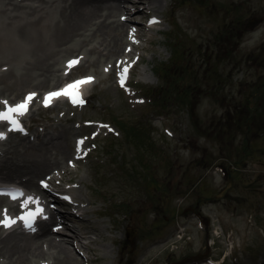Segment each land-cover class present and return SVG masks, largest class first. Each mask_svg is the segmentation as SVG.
Here are the masks:
<instances>
[{
	"label": "rangeland",
	"instance_id": "1",
	"mask_svg": "<svg viewBox=\"0 0 264 264\" xmlns=\"http://www.w3.org/2000/svg\"><path fill=\"white\" fill-rule=\"evenodd\" d=\"M73 1L0 0V100L38 93L27 118L35 136H11L2 144L0 179L34 189L52 172V182L69 192L73 204L66 209L79 215L69 217L72 232L84 235L85 246H77L85 256L77 260L66 245V264H208L194 259L205 253L220 264L264 262V0H143L132 6L143 10L121 21L114 54L105 49L110 37L97 35L94 25L35 54L10 40L24 24L45 25L50 35L70 16ZM108 1L100 4L112 5ZM120 13L127 15L119 11L113 19ZM131 26L133 42L126 38ZM54 50L49 71L62 79L41 85L47 72L40 69ZM136 55L123 90L112 64L127 56L133 63ZM75 57L79 65L68 69ZM82 75L94 78L83 90V104L39 108L42 92ZM100 121L109 125L99 127ZM65 141L68 153L61 155L58 146ZM41 156L49 166L34 175L29 168ZM68 159L74 163L70 173ZM228 173L226 194L197 204L199 196L226 187ZM40 245L41 256L25 264L48 256L55 262L57 248ZM0 264L11 262L0 257Z\"/></svg>",
	"mask_w": 264,
	"mask_h": 264
},
{
	"label": "bare ground",
	"instance_id": "2",
	"mask_svg": "<svg viewBox=\"0 0 264 264\" xmlns=\"http://www.w3.org/2000/svg\"><path fill=\"white\" fill-rule=\"evenodd\" d=\"M100 3L102 4L100 0H74L72 2L73 11L71 10L72 12H70V16L66 17L63 24H57L50 35H46L49 31V27L45 25L24 24L19 28L13 29L14 31L9 34V38L15 45L18 44L21 48L29 49L35 54L39 51L43 52L44 49L47 48L48 44H50V41H53L55 45L62 44L67 41L69 36L70 38H73L77 33H80L81 31L86 30L89 26L94 25L93 31L96 32L97 35L105 33L108 35H106L107 37H110V42H106L107 45L105 46V49H107L110 54H114V51L119 50L124 23H122L119 18L115 20L113 17L119 11H125V14H128V6L120 7L117 5L107 4H103L104 6H102ZM130 16L131 15H129V18ZM97 17H99V19L94 21ZM46 38L49 39L48 42ZM29 44L31 46L27 48ZM57 55L58 50H54L51 54L50 61L47 62V67L45 69H40L42 72L43 70L44 72H47V78L41 80V85H46L48 81L54 80L56 77V81L62 79L59 75L49 71L50 65L55 61ZM85 87L86 85H82L80 88L82 92ZM58 147L61 155H67V141L59 144ZM34 160L35 163L32 167H30L31 170L29 168V171L34 175L49 166V161L47 162L45 157L41 156L39 158H35ZM73 166L67 165V169L70 171H66V173L72 172V169H74L72 168ZM6 175H11V173L7 171ZM29 182L30 181L28 180L27 185H31V182ZM2 202L3 198H0V205ZM76 236L79 241H82L81 234L77 233ZM31 238L32 237L28 235H17L12 233L4 236L0 239V257L6 258L11 262V264H25L31 256H41L42 251L40 250V243L46 241L49 247L57 248V252L54 254L55 262L53 264H66V261L64 260L66 246L61 241H54L49 232L35 236V238H37L35 241V238Z\"/></svg>",
	"mask_w": 264,
	"mask_h": 264
},
{
	"label": "snow or ice",
	"instance_id": "3",
	"mask_svg": "<svg viewBox=\"0 0 264 264\" xmlns=\"http://www.w3.org/2000/svg\"><path fill=\"white\" fill-rule=\"evenodd\" d=\"M156 22L157 21H155L154 19L149 21L150 24L156 23ZM129 39H133L131 33L129 34ZM77 63H78L77 60H70L67 64L68 69L73 68ZM121 63L124 64L123 67H121ZM129 66L130 65H128L125 62L117 63V68H118L117 76H118L119 82L122 87L124 86V81H125V77H126ZM105 70L107 71L108 69H105ZM65 74L67 75V73ZM93 79L94 78L91 76L77 79V80H74L66 84L63 88L57 91L46 93L43 98L44 107L50 106L54 98H59L61 96L67 97L73 105L83 104L84 101L80 97L79 92H78L79 86L86 84V83H90ZM36 95L37 94L35 92L28 93L21 102L16 103V104H10L7 100H0V105H3V108L0 109V122H7V124L10 126L8 128V131H20V132L24 131L23 127L21 126V121L17 117H23L24 115L27 114L29 110L28 106L34 100ZM101 127H107V126L102 125ZM93 135L95 136L96 133H93ZM5 138H6L5 133L0 131V140H3ZM85 139L86 138H82L76 142V152L78 156L81 154V146L85 143ZM86 154L87 152L85 151L84 155ZM41 184L42 186L47 187V185L44 184L43 181L41 182ZM0 194H5V193L0 192ZM6 194H8L13 200L17 199L18 197L25 196V193L20 189H11ZM64 199L68 200L69 197L65 196ZM33 202H37V201L34 200V198L29 195L26 197V199L21 201L20 206L23 209L29 203H33ZM41 211L42 209L38 208L36 209L35 212L29 211L25 214L20 215L19 217L12 218L7 215V210L5 209L3 213L4 218L0 219V225L4 226L5 228H10L13 224L17 222V220H20L24 223V226L26 228L34 231L35 229L32 227V224L30 223V221L37 215V213Z\"/></svg>",
	"mask_w": 264,
	"mask_h": 264
},
{
	"label": "water",
	"instance_id": "4",
	"mask_svg": "<svg viewBox=\"0 0 264 264\" xmlns=\"http://www.w3.org/2000/svg\"><path fill=\"white\" fill-rule=\"evenodd\" d=\"M257 92H258V89L255 90L254 94H256ZM252 98H253V96H251V97L249 98V100L251 101ZM250 107H252V105H250ZM251 114H252V113H251ZM251 114L248 116V118L251 116ZM248 118H247V119H248ZM239 162H240V161H239ZM231 183H232V177H231V175H229V176H228V183H227L226 187H224L221 191H219L218 193H216V194L213 195V196H208V197H207V196H199L198 199H197V204H199V201H200V200H203V201H206V202L219 200L220 198H222V197L226 194L227 189L230 187ZM193 212H194L195 214L198 213V211H197L196 208L193 209ZM133 234H134V231H131L130 229L127 230V236H128L129 239L132 238Z\"/></svg>",
	"mask_w": 264,
	"mask_h": 264
},
{
	"label": "trees",
	"instance_id": "5",
	"mask_svg": "<svg viewBox=\"0 0 264 264\" xmlns=\"http://www.w3.org/2000/svg\"><path fill=\"white\" fill-rule=\"evenodd\" d=\"M249 55H251V54H249ZM249 55H247V56H249ZM252 58H254V56H253ZM232 59H233V56H230V60H232ZM263 76H264V75H263ZM127 123H128V122H124V121H122V124H127ZM130 123H131V122H130ZM139 123H141V121L135 122L136 125L139 124ZM129 128H130L129 131L135 129L134 124H133V125H130ZM129 131H127V132H129ZM136 136L138 137V139L140 138V135H136ZM139 140H140V139H139ZM140 142H141V140H140ZM141 143H142V142H141Z\"/></svg>",
	"mask_w": 264,
	"mask_h": 264
}]
</instances>
